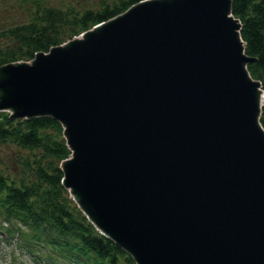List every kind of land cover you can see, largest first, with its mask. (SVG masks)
<instances>
[{
	"label": "water",
	"instance_id": "obj_1",
	"mask_svg": "<svg viewBox=\"0 0 264 264\" xmlns=\"http://www.w3.org/2000/svg\"><path fill=\"white\" fill-rule=\"evenodd\" d=\"M231 0H136L0 62V109L50 114L62 183L137 264H264L263 87Z\"/></svg>",
	"mask_w": 264,
	"mask_h": 264
},
{
	"label": "trees",
	"instance_id": "obj_2",
	"mask_svg": "<svg viewBox=\"0 0 264 264\" xmlns=\"http://www.w3.org/2000/svg\"><path fill=\"white\" fill-rule=\"evenodd\" d=\"M38 1H30L37 5L28 17L0 25V62L29 58L136 0H99L81 9ZM231 10L241 21L244 50L253 56L247 67L263 87L259 118L264 126V0H231ZM69 153L58 118L11 116L0 109V216L8 221L0 226L7 235L16 233L38 264H136L95 227L61 182L59 163Z\"/></svg>",
	"mask_w": 264,
	"mask_h": 264
},
{
	"label": "rangeland",
	"instance_id": "obj_3",
	"mask_svg": "<svg viewBox=\"0 0 264 264\" xmlns=\"http://www.w3.org/2000/svg\"><path fill=\"white\" fill-rule=\"evenodd\" d=\"M32 0H0V25L10 22L12 20H19L26 18L31 13L32 9L37 5ZM99 0H39V5L53 4L67 9H81L87 5H96ZM30 6L29 13L27 14V7ZM0 222L6 224L7 221ZM0 264H38L33 261V256L24 247L20 246L17 234L8 235L5 238L1 236L5 228L0 226Z\"/></svg>",
	"mask_w": 264,
	"mask_h": 264
}]
</instances>
